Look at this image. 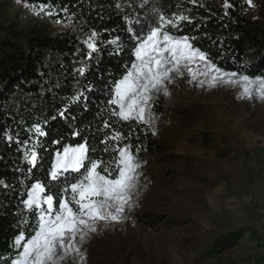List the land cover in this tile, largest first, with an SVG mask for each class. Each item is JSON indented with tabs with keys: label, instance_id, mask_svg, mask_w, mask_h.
Listing matches in <instances>:
<instances>
[{
	"label": "trees",
	"instance_id": "1",
	"mask_svg": "<svg viewBox=\"0 0 264 264\" xmlns=\"http://www.w3.org/2000/svg\"><path fill=\"white\" fill-rule=\"evenodd\" d=\"M16 1L28 6L52 5L55 14L51 19L73 28L26 39L0 30V264H11L13 238L21 230L31 234V225L22 222L32 216L24 212L22 193L25 184L37 178L49 183L46 173L55 151L86 137L100 155L104 145L99 140L104 131L111 129H97L108 119L104 108L109 85L120 78L130 60V22L145 21L153 9H162L168 16L182 12L191 17L192 23L183 22L179 31L173 30L176 35L195 37L193 45L224 71L264 77V25L246 0H228L233 5L229 9H224V0H196L195 4L190 0H147L146 4L142 0ZM263 3L264 0H253L254 5ZM132 26L139 32L143 25ZM92 32L97 34V50L89 59L84 42ZM117 39L122 47L114 43ZM81 68L85 69L83 75ZM109 123L125 136L135 130L131 143L133 150L141 149L139 155L162 152L146 126L116 122L114 118ZM37 124L47 131L46 137H37L30 131ZM77 129L81 135L73 139L71 133ZM56 139L61 140V145L53 143ZM36 140L40 142L36 150L41 163L29 177V165L22 156L23 142L27 141L31 148ZM208 142L207 137L204 146ZM247 230L221 235L204 254L218 258L237 247Z\"/></svg>",
	"mask_w": 264,
	"mask_h": 264
},
{
	"label": "rangeland",
	"instance_id": "2",
	"mask_svg": "<svg viewBox=\"0 0 264 264\" xmlns=\"http://www.w3.org/2000/svg\"><path fill=\"white\" fill-rule=\"evenodd\" d=\"M253 13L264 25V3ZM72 28L0 0V30L13 37ZM169 87L154 108L162 152L139 155L137 206L83 245V264H264V101L255 92L243 97L239 84L198 87L187 76ZM241 228L248 230L237 247L214 259L204 254ZM63 264L81 261L70 252Z\"/></svg>",
	"mask_w": 264,
	"mask_h": 264
},
{
	"label": "snow or ice",
	"instance_id": "3",
	"mask_svg": "<svg viewBox=\"0 0 264 264\" xmlns=\"http://www.w3.org/2000/svg\"><path fill=\"white\" fill-rule=\"evenodd\" d=\"M190 2L195 4L196 0ZM246 2L250 7L255 6L253 0ZM142 3L146 4L147 0ZM29 7L36 15L41 12L49 16L55 14L49 4ZM223 7L229 9L233 5L224 0ZM183 22L192 23V19L182 12L168 16L162 9H153V14L145 21L130 22L127 29L133 41L130 60L120 78L109 85L104 108L109 114L108 119H104L97 129H111L110 132L104 131L99 140L104 147L97 155V147L92 146L86 137L76 144H63L55 151L47 170L49 183L37 178L30 185L25 184L21 203L24 212L32 216L22 222L31 225V234L26 235L21 230L13 238L11 264H63L70 252L83 264L86 259L83 245L103 228L123 223L127 219L126 211L137 206L144 162L139 159L141 149L136 147L133 150L131 143L135 130L125 136L112 128L109 120L114 118L116 122L147 126L155 136L156 101L161 95L170 97L169 86L178 84L186 76L187 83L198 87H204L205 83L209 88L239 84L243 97L252 98L255 92L256 98L264 101V77L251 78L222 70L206 52L193 45L191 41L195 37L174 33L173 30H180ZM132 24L143 26L137 32ZM96 35L92 32L84 42L89 59L97 50ZM114 43L122 47L118 39ZM84 71V68L79 69L81 75ZM30 131H34L37 137L48 135L39 124ZM80 135L79 129L71 133L73 139ZM27 143L23 142L22 156L29 165L31 177L32 170L41 163L36 150L40 142L34 141L31 148ZM53 143L61 145V140L56 139Z\"/></svg>",
	"mask_w": 264,
	"mask_h": 264
}]
</instances>
